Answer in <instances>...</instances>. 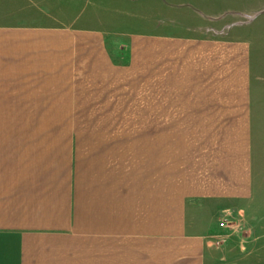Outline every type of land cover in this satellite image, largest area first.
Instances as JSON below:
<instances>
[{
    "label": "crops",
    "instance_id": "1",
    "mask_svg": "<svg viewBox=\"0 0 264 264\" xmlns=\"http://www.w3.org/2000/svg\"><path fill=\"white\" fill-rule=\"evenodd\" d=\"M69 1L0 23V264H264L259 53L242 26L264 24V1L85 0L145 26L116 39L79 29L104 22L65 16ZM202 201L234 225L195 234Z\"/></svg>",
    "mask_w": 264,
    "mask_h": 264
},
{
    "label": "rangeland",
    "instance_id": "2",
    "mask_svg": "<svg viewBox=\"0 0 264 264\" xmlns=\"http://www.w3.org/2000/svg\"><path fill=\"white\" fill-rule=\"evenodd\" d=\"M33 1L34 0H24L21 4V2H19L18 0H0V23H4L6 21H8L9 17H15V15H18L20 13V11H24L25 9H27V11L32 12L36 10V14H41L42 12L40 10L35 9V7L33 6ZM83 4L80 3V1H69L70 3L67 4V6H71L72 9H66V13L64 14L66 16V14L69 16L72 13V17L73 18H78V20H83V21H87V20H98V21H102L103 20V24L101 23H91V24H87V25H79L78 28L85 30V31H91V30H96V31H103V32H108L112 33L114 36L113 38L116 39V36H118L117 31H122L124 29V26H119V28H117V26L115 25L116 20L108 18L105 16V11H106V15L110 16V11L114 13V8H115V4L114 3H109V4H103L102 6L105 8H109V9H105V11H99L98 13L100 14V16L98 15V13L92 9V3L90 4L89 2H85V0H82ZM128 4L132 6L134 1L132 0H125ZM257 1L261 2L264 0H215L214 5L216 6H223V5H235V6H240L242 4H248L249 6L254 5L255 3H257ZM211 3V2H210ZM125 4V3H124ZM29 15V13H28ZM102 19V20H101ZM234 25H240L241 23L239 21H237V19H234ZM231 22L228 24H232ZM67 25V24H66ZM242 26L251 28L249 30V35L252 36V38L256 39V50L258 51L259 55L256 58V62H257V66L259 68V73L260 76L255 78V94L252 97V106H253V116L256 118H259L260 121H258V125H257V131H256V138H257V144H256V156H255V160H254V167H255V175L258 176V172H259V168H260V164L263 165L264 167V24H242ZM64 27H70V26H64L61 24V28ZM145 30V26L143 25H135L132 26L130 25V27L128 29H124L125 31H130L131 33L133 31H137V30ZM116 33V34H115ZM127 44L129 45L130 42L129 41H120V40H111L110 41V48L113 50V52L116 53L120 52L119 54H121V48L125 51L124 52V56L125 59L128 56V52L126 51V49H128ZM122 45H124L122 47ZM77 51L81 52L83 54L84 48H88L89 50H93L95 48H97L96 43L94 41H89L87 42V44H85L84 40H78L77 41ZM119 50V51H118ZM90 54V52H89ZM95 77V75H89L83 78V80H96L99 81V78H93ZM109 81H113L115 80V76H111L110 79H107ZM98 92V90H97ZM132 95V91L131 89L127 90L125 92V96H131ZM126 127H135L137 125H140L141 123L144 122H134V121H129L123 122ZM256 125V122H255ZM261 142L260 146L259 143ZM257 189H259V186H256ZM264 189V188H263ZM262 190V188H261ZM264 191V190H263ZM216 204L210 203V202H206V201H202V202H198V203H194L193 207H191V211L190 214L193 215V218H190L193 223H194V218H196V223L194 224V227L198 228L199 231L194 232L195 234H199L200 232H202V230L204 231H214L215 229L218 228V223L219 221L226 217L229 216V218H231L232 220L235 219V214H233L232 212H221L219 211L218 208H216ZM232 213V214H231ZM238 219V218H237ZM240 223L242 224V220L241 218H239ZM223 235L222 233L219 234ZM226 235V234H224ZM218 237V236H217ZM214 246L217 247L215 245V240L213 242ZM221 247V246H220ZM219 248V247H217Z\"/></svg>",
    "mask_w": 264,
    "mask_h": 264
},
{
    "label": "built area",
    "instance_id": "3",
    "mask_svg": "<svg viewBox=\"0 0 264 264\" xmlns=\"http://www.w3.org/2000/svg\"><path fill=\"white\" fill-rule=\"evenodd\" d=\"M232 225H234V221L229 218V216H226L224 218H222L219 223H218V228L221 230H225L226 228L231 227ZM226 234V233H225ZM228 237L227 235H220L215 239V245L217 247L223 246L224 244L227 243Z\"/></svg>",
    "mask_w": 264,
    "mask_h": 264
}]
</instances>
